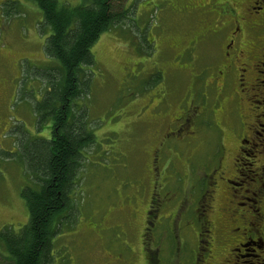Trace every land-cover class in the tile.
Returning a JSON list of instances; mask_svg holds the SVG:
<instances>
[{
	"label": "rangeland",
	"instance_id": "rangeland-1",
	"mask_svg": "<svg viewBox=\"0 0 264 264\" xmlns=\"http://www.w3.org/2000/svg\"><path fill=\"white\" fill-rule=\"evenodd\" d=\"M59 1L72 7L83 2ZM9 2L18 4L19 15L8 16ZM188 4V0H120L114 5L117 12L121 7L129 10V17L99 38L92 48L95 63L85 68V91L77 106L87 111L95 143L85 151L73 210L66 212L53 240L51 264H144L143 241L147 251L169 256L171 262L164 264H178L184 262L182 238L192 242L189 250L197 248L191 240L193 224L183 211L181 218L166 220L170 226L164 219L162 226L156 223L155 238L142 239L154 179L168 183L173 191L169 200L174 196L182 203L188 197V202L193 200L198 189L194 185L204 182L203 171H181L175 156L172 170L165 174L164 165L162 173L153 172L154 165L159 166L152 161L166 127L178 118L189 97L193 76L180 69L192 61L178 53L198 36L199 17L188 14L192 9ZM48 32L33 1L0 0V232L9 228L17 232L29 222L21 194L33 186L34 177L20 156L21 148L26 140L35 145V140H47L51 133V122L40 125L35 111L46 91L45 73L55 67L45 54ZM204 102L207 115L215 111L213 100ZM210 133L205 130L198 136L195 167L213 156L217 140ZM181 152L187 158L192 151ZM0 264H11L2 242Z\"/></svg>",
	"mask_w": 264,
	"mask_h": 264
},
{
	"label": "flooded vegetation",
	"instance_id": "flooded-vegetation-1",
	"mask_svg": "<svg viewBox=\"0 0 264 264\" xmlns=\"http://www.w3.org/2000/svg\"><path fill=\"white\" fill-rule=\"evenodd\" d=\"M188 3V14L199 17L198 36L178 53L192 61L180 69L193 76L189 97L166 127L152 161L159 166L153 172L165 174L175 156L181 171H203L204 182L194 185L193 200L182 203L174 196L169 200L168 183L154 179L142 239L155 238L156 223L181 218L183 211L193 224L191 240L197 248L189 250L192 242L182 238L180 263L264 264V0ZM204 100L214 101V112L207 115ZM205 130L217 140L216 149L195 167L198 136ZM183 149L192 151L189 157H182ZM173 203L178 204L174 209L165 207ZM142 243L144 264L171 262Z\"/></svg>",
	"mask_w": 264,
	"mask_h": 264
},
{
	"label": "trees",
	"instance_id": "trees-1",
	"mask_svg": "<svg viewBox=\"0 0 264 264\" xmlns=\"http://www.w3.org/2000/svg\"><path fill=\"white\" fill-rule=\"evenodd\" d=\"M29 1L38 6L50 31L45 54L55 67L45 73L46 91L35 111L40 125L51 122V133L47 140H35V145L28 144L29 140L22 144L20 156L34 177L33 186L21 194L29 222L17 232L11 228L0 232V242L11 264H51L53 240L68 217L66 212L73 210L85 151L95 143L87 111L77 106L85 91V68L95 63L92 48L99 38L125 22L130 11L125 7L114 10L120 0H82L75 7L59 0ZM6 6L8 16L20 14L17 3Z\"/></svg>",
	"mask_w": 264,
	"mask_h": 264
},
{
	"label": "bare ground",
	"instance_id": "bare-ground-1",
	"mask_svg": "<svg viewBox=\"0 0 264 264\" xmlns=\"http://www.w3.org/2000/svg\"><path fill=\"white\" fill-rule=\"evenodd\" d=\"M150 137V136H149ZM140 150V149H139ZM146 157V156H145ZM144 158V157H143ZM148 183V182H147ZM114 202V201H113ZM88 205V204H87Z\"/></svg>",
	"mask_w": 264,
	"mask_h": 264
}]
</instances>
